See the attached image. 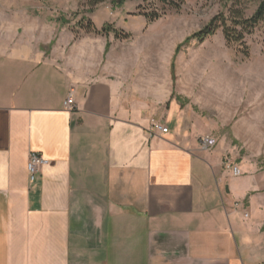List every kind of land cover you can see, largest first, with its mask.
Here are the masks:
<instances>
[{
  "label": "crops",
  "instance_id": "obj_1",
  "mask_svg": "<svg viewBox=\"0 0 264 264\" xmlns=\"http://www.w3.org/2000/svg\"><path fill=\"white\" fill-rule=\"evenodd\" d=\"M122 90L0 52V264H264L258 176L229 177L196 117H157ZM30 153L47 161L33 186Z\"/></svg>",
  "mask_w": 264,
  "mask_h": 264
},
{
  "label": "rangeland",
  "instance_id": "obj_2",
  "mask_svg": "<svg viewBox=\"0 0 264 264\" xmlns=\"http://www.w3.org/2000/svg\"><path fill=\"white\" fill-rule=\"evenodd\" d=\"M231 4L182 0L172 8L125 0L91 7L88 0H0V52L32 49L89 80H119L124 95L147 104L157 117L175 104L227 149L223 163L240 168L236 181L258 176L263 192L264 22L245 35L243 45H227L221 29L191 40L212 19L227 15ZM242 4L246 18L257 7L255 0ZM153 10L161 17L149 22L142 15Z\"/></svg>",
  "mask_w": 264,
  "mask_h": 264
},
{
  "label": "trees",
  "instance_id": "obj_3",
  "mask_svg": "<svg viewBox=\"0 0 264 264\" xmlns=\"http://www.w3.org/2000/svg\"><path fill=\"white\" fill-rule=\"evenodd\" d=\"M111 2L115 5L121 6L125 0H88L91 7L104 2ZM157 4L178 8L182 0H154ZM231 6L227 10V15L221 14L212 19L202 30L195 33L191 40L203 41L204 39L213 36L217 30L221 29L224 40L227 45L244 44L245 35L264 22V0L257 1L255 12L248 18L244 17V10L241 7L243 0H230ZM250 1V0H247ZM147 21L152 22L158 20L161 14L157 10H153L147 15H142ZM244 54L247 56V49H244Z\"/></svg>",
  "mask_w": 264,
  "mask_h": 264
},
{
  "label": "built area",
  "instance_id": "obj_4",
  "mask_svg": "<svg viewBox=\"0 0 264 264\" xmlns=\"http://www.w3.org/2000/svg\"><path fill=\"white\" fill-rule=\"evenodd\" d=\"M63 107L66 111L72 112L75 110V89L70 87L66 94V98L63 102ZM168 128L165 127L162 123L156 120H151L150 124V135H155L156 133L166 134ZM201 147L204 150H212L216 145L217 141L214 137L206 135L200 139ZM47 163L45 159L39 153H30L27 159V175L28 182L30 185H34L38 180L39 170L42 166ZM225 168L228 171H231L235 177L240 176V170L235 166L230 160H226L224 163Z\"/></svg>",
  "mask_w": 264,
  "mask_h": 264
}]
</instances>
